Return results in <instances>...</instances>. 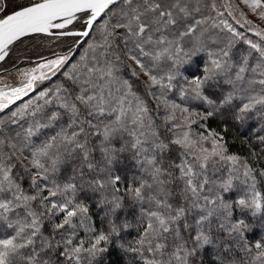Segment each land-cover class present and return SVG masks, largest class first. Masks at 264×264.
<instances>
[{
  "label": "snow or ice",
  "instance_id": "6c2138e0",
  "mask_svg": "<svg viewBox=\"0 0 264 264\" xmlns=\"http://www.w3.org/2000/svg\"><path fill=\"white\" fill-rule=\"evenodd\" d=\"M0 264H264V0H0Z\"/></svg>",
  "mask_w": 264,
  "mask_h": 264
}]
</instances>
